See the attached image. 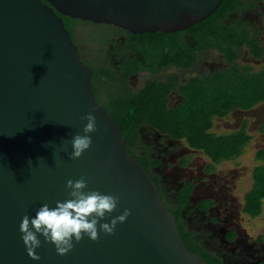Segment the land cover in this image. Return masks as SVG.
Wrapping results in <instances>:
<instances>
[{"label": "water", "instance_id": "95a60500", "mask_svg": "<svg viewBox=\"0 0 264 264\" xmlns=\"http://www.w3.org/2000/svg\"><path fill=\"white\" fill-rule=\"evenodd\" d=\"M222 0H0V264H209L187 249L150 174L96 101L61 16L130 33L172 32L211 15ZM96 117L92 143L71 158V138ZM118 198L112 234L84 237L65 255L40 236L29 257L19 224L43 203L68 198L66 181Z\"/></svg>", "mask_w": 264, "mask_h": 264}, {"label": "flooded vegetation", "instance_id": "af4514ba", "mask_svg": "<svg viewBox=\"0 0 264 264\" xmlns=\"http://www.w3.org/2000/svg\"><path fill=\"white\" fill-rule=\"evenodd\" d=\"M239 3L236 9L218 18L224 29L235 33L233 40L225 38L221 41L223 50L214 45L196 46V40L191 35L188 40L185 34L182 41H191L190 46L183 51L169 49L166 62L155 73L146 68L131 72L126 78L128 85L132 89L140 88L133 83L137 78L143 84L147 80H164L173 86L167 94V105L175 106L183 99L182 85L192 77L205 79L215 73L228 75L229 69L239 72L264 69V0H240ZM112 28L109 51L102 53L98 48L93 57L103 60L105 54L118 76H123L121 69L129 58L145 67L149 58L133 47L128 40L130 32ZM76 45L80 59H87L85 48ZM217 121H223L229 127L227 132L244 127L247 134L253 129L264 137V100L249 109L235 108L223 117H214L210 130L220 134L214 130ZM137 132L139 142L130 147V153L142 161L139 160L155 183L165 207L174 214L176 223L190 232L201 250L220 258L221 264H264V235L255 239L248 237L240 226V215L246 214L243 212L244 201L236 202L227 195L230 181L215 171L219 163L240 154L214 162L184 139L172 138L150 124L140 125ZM261 148L264 145H258L255 151ZM240 234L243 235L241 240Z\"/></svg>", "mask_w": 264, "mask_h": 264}, {"label": "trees", "instance_id": "16d2710c", "mask_svg": "<svg viewBox=\"0 0 264 264\" xmlns=\"http://www.w3.org/2000/svg\"><path fill=\"white\" fill-rule=\"evenodd\" d=\"M239 2L240 0H222L211 15L185 30L170 33L160 31L130 33L128 40L149 60L145 67L134 59L125 60L121 69L123 76H118V71L105 54L103 60L97 57H93L92 61L83 59L92 70L91 82L96 101L118 124L129 153L130 147L139 142L137 129L144 123L172 138L184 139L189 146L201 150L214 162L233 158L242 153L251 139L244 127L239 131L220 134L212 132L210 127L214 117H223L235 108L249 109L264 100V69L259 72L229 69L228 75L215 73L205 79L192 77L182 85L180 92L183 99L175 106L167 105V94L173 86L164 80H147L138 89H132L126 82L131 72L143 68L155 73L166 62L169 49L183 51L190 46L191 41L187 43L182 41L185 34L188 40L190 35L196 40V46L214 45L223 50L221 41L225 38L233 40L235 33L224 29L218 18L229 10L236 9ZM61 17L72 40L75 37V30L79 29L80 25L95 26L104 30L91 40L93 42L97 39L103 44L104 48L98 51L102 53L109 51V37L114 30L113 25L109 24V27H106L108 25L105 23L97 24L68 16ZM75 42L81 44L83 40ZM255 53L259 54L258 51ZM167 60L170 61V58ZM254 156L259 163L252 169L251 187L243 196V212L250 217L259 215L264 199V148L255 151ZM177 226L187 249L200 254L209 264H221L220 258L201 250L190 236V232L180 224Z\"/></svg>", "mask_w": 264, "mask_h": 264}, {"label": "clouds", "instance_id": "9594fccd", "mask_svg": "<svg viewBox=\"0 0 264 264\" xmlns=\"http://www.w3.org/2000/svg\"><path fill=\"white\" fill-rule=\"evenodd\" d=\"M84 119L87 122L82 129L83 134H75L71 138V158H79L92 143L89 134L96 130V117L88 113ZM65 187L69 190L67 199L53 204L43 203L34 215L21 218V240L29 257L34 260L39 259L35 249L41 245L40 236L55 246L58 255H65L74 247V242L84 237L94 241L100 231L112 234L117 223H123L130 215L129 210L124 209L121 214L106 220V216L116 210L118 198L88 189L84 179H69Z\"/></svg>", "mask_w": 264, "mask_h": 264}, {"label": "rangeland", "instance_id": "374dc122", "mask_svg": "<svg viewBox=\"0 0 264 264\" xmlns=\"http://www.w3.org/2000/svg\"><path fill=\"white\" fill-rule=\"evenodd\" d=\"M102 31L104 32L101 28L84 25H80L79 29L75 30L73 41L83 40V42L79 44L80 48H85L87 51V59L91 61L94 56L93 53H95L98 48H104L100 40L95 39L93 42L91 40L96 37L97 33ZM111 40L112 39H110V41ZM75 44L78 43L75 42ZM133 83L135 87H139L142 86L143 81L137 78ZM228 120L229 122H233V119ZM214 127V130L220 133L229 130V127H227L223 121H217ZM249 134L251 139L237 158L227 160L215 166V171L219 176L224 175L223 178L230 181V185H228L230 190L227 195L233 197L236 202H243L245 192L251 187L252 169L259 163L254 158L255 148L258 145H264V137L261 136L258 131L251 129ZM240 226L249 238L255 239L257 236L264 235V199L262 200V208L259 215L255 217H250L247 214L240 215ZM239 237L241 240L243 235L240 234Z\"/></svg>", "mask_w": 264, "mask_h": 264}]
</instances>
